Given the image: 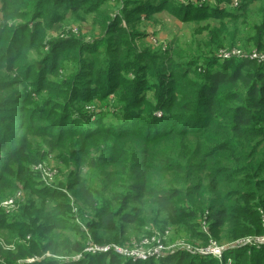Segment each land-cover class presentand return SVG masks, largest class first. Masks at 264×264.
Instances as JSON below:
<instances>
[{
	"label": "trees",
	"instance_id": "trees-1",
	"mask_svg": "<svg viewBox=\"0 0 264 264\" xmlns=\"http://www.w3.org/2000/svg\"><path fill=\"white\" fill-rule=\"evenodd\" d=\"M129 1L0 0V203L32 186L11 212L0 208V229L13 232L0 263L198 264L208 260L178 249L131 261L84 248L154 232L204 242L264 233V0L231 10L207 2L199 12L161 0L189 27V39L173 37L165 55L125 41L129 30L112 11L133 14ZM70 21L90 22L111 50L88 47L69 28L46 38ZM106 53L115 55L113 70L92 58ZM108 93L120 104L114 125L80 110ZM47 154L67 174L54 185L36 168ZM204 213L209 235L199 228ZM254 246L228 248L223 261L264 264V245Z\"/></svg>",
	"mask_w": 264,
	"mask_h": 264
},
{
	"label": "rangeland",
	"instance_id": "rangeland-1",
	"mask_svg": "<svg viewBox=\"0 0 264 264\" xmlns=\"http://www.w3.org/2000/svg\"><path fill=\"white\" fill-rule=\"evenodd\" d=\"M179 1L183 3L185 2L188 5H191V8L193 9L196 8L197 12L202 10V8L206 5L207 2L212 3V5H217L218 9H223V10L224 8H227L229 10L234 9L235 7H237V3H238V0H224V1L222 0H217V1H214V0H179ZM160 2L161 0H130L127 3V9L129 12H134L133 14H130V13L126 14L125 18H122L123 11H121L119 6L116 5L114 6V10L112 11L114 12L112 17H115V15H118L117 16L118 19L116 18V21H114V23L117 24L119 27L122 26L123 28H126L127 30H129V32L126 33L128 38L125 41L127 43H130L132 47H135L137 50H145L149 53H155L156 51H161V53L165 55L169 42L171 41L173 37L177 36L181 42H184L189 39L188 38L189 37V27L186 26V24L183 23L180 17L178 16L179 11L176 6H170V7L168 6V8L161 10L159 8ZM18 20L19 19H17V21ZM3 22H4V17L2 15L1 3H0V28L3 26ZM68 28L71 29L72 32L78 36L84 35V39L90 43L88 44V47H97L99 51L103 50L104 48L111 50L109 49L110 43H108L107 45H104L96 41V37L99 34V31L95 29L92 32V25L90 24V22L81 23V25L73 23L71 21L66 23L65 25L56 24L54 27L48 29L46 38L51 39V37L64 36L66 34L62 35L64 33L63 31ZM120 34L123 36L124 32L121 30ZM106 41L107 40H105L104 42ZM106 55H107V60H106V56H105V59H102V56H96V55H93L92 58L94 60L98 59L96 60V64L103 65L104 69L107 68L109 70L111 69L113 70L111 65H112V62L115 60V55H112L111 53H106ZM86 56L88 57L87 54ZM179 61L182 62V59H180ZM152 74L155 75V70L152 71ZM109 79L110 80L113 79V76L110 77ZM104 83H105V80L104 78H102L101 86H100V89L102 90H104L105 88V86H103ZM148 93L152 94V91L149 90ZM80 110L82 111L85 110L87 113L88 112L93 113V111H95L96 113L103 112L106 116L104 120L102 121V124L103 125H114V122H116V120L118 119V117H116L115 115L120 112V104L114 101L113 94L108 93L104 100L93 99L91 102L90 101L81 102ZM42 163H41L42 165L40 166L37 165V168L40 169V171L43 172L44 174H49L47 176L43 174V179H44L45 184L54 185V183L58 181L57 178L62 177L60 176V173L63 175H65L66 173V170L62 171V168L58 165V163L56 162V160L51 154H47L46 157L43 159ZM46 168L48 171L46 170ZM97 174H98L97 171L89 172V174L87 175V178L92 179L93 177H96ZM65 176H67V174ZM45 184H42V185H45ZM46 186L48 185H45V187ZM31 187L32 186H28V187L25 186V187H20L18 189L21 190L23 197H25V195L28 194L27 190L30 189ZM14 194L15 192L11 194L10 196H8L7 198L3 199L2 202H4V200L9 199ZM70 196H71L70 199H72L74 202V199H76L75 195L71 192ZM6 205L7 204H0V208L5 213L11 212V210L14 207H8ZM209 234H210V230H209ZM213 234H214V231H213ZM12 235H13V232H10L7 229H0V239L5 240L8 238H12L13 237ZM153 236H155V238H152ZM145 237L146 239H148V241L146 242V244L140 247L142 243V239H144ZM128 238L125 239L124 245H119V246L120 247L122 246L121 248L126 247L128 251H130V249L132 248H135L133 250L138 249L139 253L140 251H145L148 248L151 250L153 249L158 250V248L160 247L159 246L160 244H163L165 247L173 245L172 243L189 244V245H194V246H200V244H207V242H204L203 240L198 239L196 237H193L191 241H188V240L187 241H184V240H176V241L170 240L169 241V240H166L164 236H160L158 232L145 234L143 237L139 239L134 238V236L130 237V239ZM159 238L161 241L162 240L166 241V243L164 244V243H160L161 241H157ZM210 238L214 239L217 243H222L226 245H229L231 242H233V240L232 241H222V240H217L213 237H210ZM87 242H90V241L88 240ZM108 245L112 248L114 252H116L112 245H116V246L118 245L114 243L113 244H110V243L98 244L96 242L95 244V242L94 243L90 242L84 248V250L90 253H95V252L103 253V252H106L103 250V248ZM255 247L256 246H254V248ZM175 250L177 249H173V250L168 251L167 253H163L166 250L162 249V255L154 254V255H151L150 257H153L154 258L153 260L157 261L160 258L162 259V257H166L167 255H169V253H172ZM191 254H193L194 256L200 257L204 260H208L207 262L200 261L198 264H232L231 259H230V262H227L228 259L225 262L223 261V257L216 258V257H213L212 255L205 256V254L202 255V253H196V252L191 253ZM122 255H124L126 258L130 259L131 261L145 260L142 257H138L134 259L132 258L129 252L124 253ZM233 255L234 253L231 254V257H233ZM65 258H68V257H65ZM77 258H79V255L77 254L72 257V259L74 260H77ZM213 258L216 259L217 261L216 263L212 262Z\"/></svg>",
	"mask_w": 264,
	"mask_h": 264
},
{
	"label": "built area",
	"instance_id": "built-area-1",
	"mask_svg": "<svg viewBox=\"0 0 264 264\" xmlns=\"http://www.w3.org/2000/svg\"><path fill=\"white\" fill-rule=\"evenodd\" d=\"M36 168H37V166H36ZM44 175H49V174H44ZM22 197H23L22 192L20 190H18L9 199L4 200V202L1 201L0 204H7L6 206L15 208L16 207V201L19 199H22ZM199 228L202 232L209 235V223H208V220L206 218V213H204L200 217ZM152 238H155V236H153ZM147 241H148V239H146V237L144 239H142V243H141L140 247H142L144 244H146ZM157 241H161L160 238ZM206 242H207V244H200V246L181 244V243H176V244L172 243L173 245L165 247L163 244H160L159 245L160 247L158 248V250H154V249L151 250L148 248L145 251H140V253H139L138 249L133 250L135 248H132V249H130V251H128V249L126 247H123L125 249L124 250L123 248H121L122 246L121 247L119 245L118 246L112 245V246L114 247V250L117 253L124 254V253L129 252L130 255L132 256V258H134V259L138 258V257H142V258L146 259V258H149L151 255H154V254L155 255H159V254L162 255V249L166 250L163 253H167L168 251L173 250V249H178V250L187 251L189 253L196 252V253H202V255L205 254V256L212 255L213 257L220 258V257H222L224 251L230 247L244 246V245H255V246L259 247L261 245H264V233L259 234V235H247V236L241 237V238L231 242L229 245L217 243L214 239H212L210 237L208 238V240ZM160 243L165 244L166 241L162 240ZM0 247L3 249H12L13 244L7 243L6 241L0 239ZM110 249H112V248L109 245L105 246L103 248L104 251H107ZM141 249H143V248H141ZM39 259H40L39 256L26 257V258L18 259L13 264H37ZM227 262H230V258L227 260ZM0 264H6V263L1 262Z\"/></svg>",
	"mask_w": 264,
	"mask_h": 264
}]
</instances>
